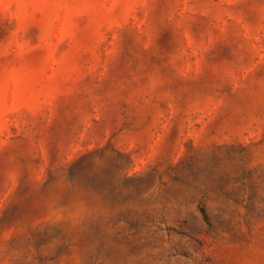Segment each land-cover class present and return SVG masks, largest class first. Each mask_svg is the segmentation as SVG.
I'll list each match as a JSON object with an SVG mask.
<instances>
[{
  "label": "rangeland",
  "instance_id": "1",
  "mask_svg": "<svg viewBox=\"0 0 264 264\" xmlns=\"http://www.w3.org/2000/svg\"><path fill=\"white\" fill-rule=\"evenodd\" d=\"M0 264H264V0H0Z\"/></svg>",
  "mask_w": 264,
  "mask_h": 264
}]
</instances>
